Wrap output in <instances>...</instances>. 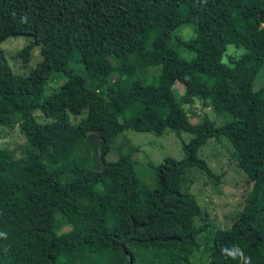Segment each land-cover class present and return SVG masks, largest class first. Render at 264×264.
<instances>
[{"label": "trees", "instance_id": "16d2710c", "mask_svg": "<svg viewBox=\"0 0 264 264\" xmlns=\"http://www.w3.org/2000/svg\"><path fill=\"white\" fill-rule=\"evenodd\" d=\"M187 25L189 40L176 35ZM10 38L29 39L19 56L36 47L41 61L19 75L0 49V127L19 122L27 140L25 162L0 150V264H192L204 229L184 181L191 168L221 178L197 154L222 137L252 187L212 232L207 264H264V0H0V45ZM55 76L65 80L46 94ZM195 98L230 121L192 124L183 104ZM168 130L192 137L183 159L152 167L153 187L131 153L107 161L124 132ZM92 134L99 170L84 157ZM234 246L235 259L224 252Z\"/></svg>", "mask_w": 264, "mask_h": 264}, {"label": "rangeland", "instance_id": "374dc122", "mask_svg": "<svg viewBox=\"0 0 264 264\" xmlns=\"http://www.w3.org/2000/svg\"><path fill=\"white\" fill-rule=\"evenodd\" d=\"M185 40L194 37V30L187 25L176 33ZM26 38H10L0 45L13 72L19 75H26L35 69L41 61L39 49L34 48L27 62L19 56V52L29 44ZM168 47L176 50L183 58L190 60L193 55L187 52L177 42L170 41ZM240 51V53H239ZM235 50L230 47V55L243 54L242 50ZM226 60V58H224ZM158 71V69H156ZM81 74V72H78ZM258 79L259 84L264 83V66ZM64 78L55 76L46 86L45 93L57 89ZM177 90L183 93V86L176 85ZM183 109L188 115L192 124L201 123L205 118L221 125L230 121V115H217L210 104L202 98H195L190 104H183ZM86 112L81 116H70L71 123L77 125L85 117ZM35 117L41 123L50 122L40 112H35ZM192 135L185 131H167L163 136L157 137L150 133L126 131L117 136L111 145L107 161L114 162L119 154L131 153L135 161V170L138 177L149 188L154 186L155 172L153 166H157L166 157L181 160L185 157L183 144L189 142ZM89 148V155H85L88 165L92 170H99L98 160V139L96 135H90L86 140ZM6 149L12 157L18 161L25 162L27 158V140L20 123L16 122L10 126L0 127V150ZM197 156L207 162L211 170L221 178L217 181L197 168H191L186 174L184 191L192 196L191 203L199 206L201 216L195 218V229H204L199 239L201 249L191 258L192 264H207L209 241L211 234L216 230L227 229L238 213L244 208L246 199L251 191L252 184L248 182L245 174L237 166L233 156V148L230 142L222 137L219 140H209L199 149ZM64 228L62 231H66ZM90 251H96L94 240L90 241ZM93 242V244L91 243Z\"/></svg>", "mask_w": 264, "mask_h": 264}, {"label": "clouds", "instance_id": "9594fccd", "mask_svg": "<svg viewBox=\"0 0 264 264\" xmlns=\"http://www.w3.org/2000/svg\"><path fill=\"white\" fill-rule=\"evenodd\" d=\"M22 19H24V18L22 17ZM224 252L228 256L232 257L233 259H235L237 256L243 255L242 252L240 251V249L238 247H235V246L232 249H227V248L224 249Z\"/></svg>", "mask_w": 264, "mask_h": 264}]
</instances>
